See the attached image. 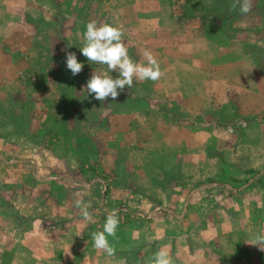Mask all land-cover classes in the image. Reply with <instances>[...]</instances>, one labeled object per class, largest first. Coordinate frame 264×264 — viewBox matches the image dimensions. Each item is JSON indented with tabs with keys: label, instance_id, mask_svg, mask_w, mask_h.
Returning a JSON list of instances; mask_svg holds the SVG:
<instances>
[{
	"label": "crops",
	"instance_id": "crops-1",
	"mask_svg": "<svg viewBox=\"0 0 264 264\" xmlns=\"http://www.w3.org/2000/svg\"><path fill=\"white\" fill-rule=\"evenodd\" d=\"M241 2L0 0V264H264V0ZM89 21L159 78L89 95L117 75L80 54Z\"/></svg>",
	"mask_w": 264,
	"mask_h": 264
},
{
	"label": "clouds",
	"instance_id": "clouds-1",
	"mask_svg": "<svg viewBox=\"0 0 264 264\" xmlns=\"http://www.w3.org/2000/svg\"><path fill=\"white\" fill-rule=\"evenodd\" d=\"M251 0H242L239 11L246 14L250 11ZM121 30L111 24H97L95 21H89L85 25L83 32V44L78 47L80 54L83 55L88 62H94L100 65H106L107 70L111 73L116 72L113 78L104 72L93 74L86 81V89L89 95H93L95 99L103 101L105 98L111 97L115 99L119 92L124 91L125 87L130 88L133 79L138 81L152 80L155 81L160 76L159 65L151 53L145 49L143 57L145 63L134 61L128 54L126 46L121 40ZM65 65L71 74L75 76L82 68L83 63L77 60L75 52H67ZM74 204L81 210V214L85 220H90V213L80 199H76ZM119 220L115 212L106 215L102 230L91 233L93 247L97 250H103L107 256L114 254V248L110 244L108 237H115ZM251 244L258 245L264 251V232L256 234ZM151 264H171L168 252L164 248H160L153 254Z\"/></svg>",
	"mask_w": 264,
	"mask_h": 264
}]
</instances>
